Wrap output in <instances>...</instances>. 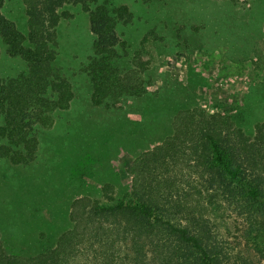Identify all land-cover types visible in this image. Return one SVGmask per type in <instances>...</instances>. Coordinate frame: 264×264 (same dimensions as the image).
Segmentation results:
<instances>
[{"label": "rangeland", "instance_id": "obj_1", "mask_svg": "<svg viewBox=\"0 0 264 264\" xmlns=\"http://www.w3.org/2000/svg\"><path fill=\"white\" fill-rule=\"evenodd\" d=\"M2 14L24 35L22 0H3ZM133 14L120 27L135 52L147 62L150 92L124 101L123 110L95 107L83 72L92 56L87 13L64 6L56 29L55 69L73 91L67 110L55 114L39 132L36 158L26 166L0 159V234L11 256L29 258L52 249L71 230L75 198L103 202L110 185L115 201L131 191V162L172 135V120L182 110L225 113L249 138L264 122V0H114ZM26 69L0 42V78ZM209 216L231 264H264V217H240L220 201ZM256 222V223H255ZM264 233V232H263Z\"/></svg>", "mask_w": 264, "mask_h": 264}, {"label": "trees", "instance_id": "obj_2", "mask_svg": "<svg viewBox=\"0 0 264 264\" xmlns=\"http://www.w3.org/2000/svg\"><path fill=\"white\" fill-rule=\"evenodd\" d=\"M3 3L0 42L26 69L0 78V159L19 166L34 161L40 130L50 128L73 100L71 86L55 69L64 6H79L88 15L93 53L83 72L91 104L123 110L124 101L150 92L139 51L130 68L119 66L129 50L119 30L134 19L126 6L114 0H22L24 35L2 14ZM254 130L247 137L225 113L179 111L172 135L131 162L125 198L115 201L110 185L102 188L103 202L75 198L71 230L33 257L9 255L0 234V264H231L208 207L220 201L237 216L264 217V122ZM256 231L264 236V228Z\"/></svg>", "mask_w": 264, "mask_h": 264}]
</instances>
